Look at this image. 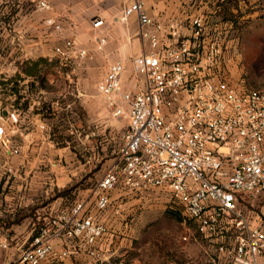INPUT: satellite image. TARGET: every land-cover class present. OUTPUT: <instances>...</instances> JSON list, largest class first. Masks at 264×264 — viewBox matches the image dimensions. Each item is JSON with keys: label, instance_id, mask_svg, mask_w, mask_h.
I'll return each instance as SVG.
<instances>
[{"label": "built area", "instance_id": "obj_1", "mask_svg": "<svg viewBox=\"0 0 264 264\" xmlns=\"http://www.w3.org/2000/svg\"><path fill=\"white\" fill-rule=\"evenodd\" d=\"M145 1L127 0L122 16H136L138 34L149 42L132 59L143 85L121 91L122 61L110 64L98 84L129 126L118 162L97 183L95 204L78 202L45 219L15 257L3 259L10 246L0 240V264H58L79 253L93 264H130L100 249L108 234L102 217L121 183L168 193L215 249L207 264H264V90L231 81L246 1L200 0L186 20L167 25L148 14ZM40 7L50 5L43 0ZM47 24L61 31L52 19ZM54 54L65 61L89 55L72 39ZM20 122L16 109L0 115V145L11 155L21 153L12 135Z\"/></svg>", "mask_w": 264, "mask_h": 264}, {"label": "crops", "instance_id": "obj_2", "mask_svg": "<svg viewBox=\"0 0 264 264\" xmlns=\"http://www.w3.org/2000/svg\"><path fill=\"white\" fill-rule=\"evenodd\" d=\"M40 1L43 0H0V75L8 78L20 74L24 79L21 84L30 81L36 86L34 77L23 73L24 67L39 58L52 61L51 58L57 57L54 49L72 39L78 48L88 51L85 62L88 69L106 70L97 83V90L106 102L98 84L114 62L122 61L125 71L129 69L126 91L143 85L141 79L133 74L132 59L150 46L138 34L136 16L122 21L127 0H44L50 5L49 9L41 8ZM199 2L146 0L145 6L150 16L167 25L170 21L186 20ZM48 19L60 25L61 31L48 25ZM96 20H102L103 25L95 27ZM57 58L62 65L60 69L66 70V61ZM63 74L65 79L66 72ZM21 94V101L26 102L25 106L16 108L21 122L12 134L21 153L11 155L0 145V240L7 241L10 246L1 253L5 260L19 253L20 246L32 238L45 219L68 210L78 202L95 204L97 199L96 187L88 191L81 188L83 184L77 185L83 165L72 167V162L75 165L77 160L66 156V110L70 106L66 104V95L62 94L61 100L42 102L43 97L39 93H27L25 90ZM117 99L115 96L117 105H122ZM14 109L2 106L0 102L1 114L7 115ZM110 110L114 113L112 108ZM94 111L99 113H94L93 133L96 136L98 131L100 136L102 116L100 110ZM7 127L10 129L12 126L8 123ZM90 145L96 148V137ZM94 159L96 161V157ZM117 162H113L110 169ZM152 192H136L123 183L111 191V205L102 217L108 234L100 246L107 256L122 257L131 264L123 250L130 229L127 220L135 212L137 204L145 205ZM208 247L215 251L213 246ZM72 259L80 264H93L84 253L69 260Z\"/></svg>", "mask_w": 264, "mask_h": 264}, {"label": "rangeland", "instance_id": "obj_3", "mask_svg": "<svg viewBox=\"0 0 264 264\" xmlns=\"http://www.w3.org/2000/svg\"><path fill=\"white\" fill-rule=\"evenodd\" d=\"M245 1V23L239 32L238 54L231 81L244 89L264 90V0ZM39 59L42 61L36 69ZM39 59L23 69L24 74L34 77L36 86L30 81L21 84L24 79L20 74L8 78L0 75V102L11 109L25 106L26 101H21L22 94L15 93L16 89L21 93L25 90L27 93H39L43 97L42 102L61 100L62 94H65L66 104L70 105L66 110V156L77 160L75 165L72 162V167L83 165L77 185L83 184L81 188L93 190L97 186L96 180L110 170L113 162L118 161L128 120L114 115L97 90V83L104 76L105 69H88L85 65L87 58L66 61V70L60 69L62 65L57 57L51 58L52 61ZM64 71L65 79L62 78ZM128 76L129 69L123 75L122 92L126 91ZM138 77L144 83V79ZM116 98L124 104L119 95ZM94 110H100L102 116L100 136L98 131L96 136L93 133L94 115L99 113ZM95 137L96 148L90 145ZM141 206L137 204L135 212L127 220L130 229L123 250L131 264H207L213 250L185 219L181 208L168 193L152 192L145 205ZM58 264L80 263L72 259Z\"/></svg>", "mask_w": 264, "mask_h": 264}, {"label": "trees", "instance_id": "obj_4", "mask_svg": "<svg viewBox=\"0 0 264 264\" xmlns=\"http://www.w3.org/2000/svg\"><path fill=\"white\" fill-rule=\"evenodd\" d=\"M263 17H264V16H263ZM41 61H42V59H39V60H38V62H37V68H36V69H38V66H39V64H40ZM28 73H32V71H31V72L28 71ZM15 93H17V94L20 93V90H19V89H16V90H15ZM17 101H18V99H17ZM17 101H16V102H17ZM180 220H181V218H180Z\"/></svg>", "mask_w": 264, "mask_h": 264}]
</instances>
